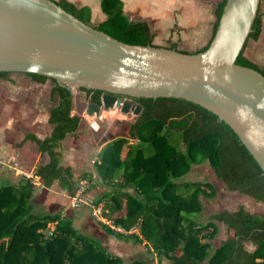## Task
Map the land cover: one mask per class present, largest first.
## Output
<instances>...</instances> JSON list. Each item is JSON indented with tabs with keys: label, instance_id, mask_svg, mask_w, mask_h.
Instances as JSON below:
<instances>
[{
	"label": "trees",
	"instance_id": "obj_1",
	"mask_svg": "<svg viewBox=\"0 0 264 264\" xmlns=\"http://www.w3.org/2000/svg\"><path fill=\"white\" fill-rule=\"evenodd\" d=\"M55 2L120 41L153 44L149 23L127 17L122 0H100L105 18L96 24L91 22L89 6L77 7L67 0ZM224 4L225 0H221L215 8L213 33ZM261 30L262 15L258 9L247 40H256ZM209 42L195 52L204 50ZM246 43L235 63L264 75V69L244 55ZM167 47L178 49L176 42ZM10 73L0 71V78L7 79ZM26 74L37 82L48 79ZM50 81V98L58 97L48 113L52 129L43 139L33 134H26L25 138L48 156V162L39 164L33 173L40 184L49 188L56 182L73 196L79 180L73 177L69 166L61 164L60 142L78 129L81 117L71 114V90L54 79ZM81 89L91 93V102L100 103L102 91ZM129 99L141 110L129 124L128 135L107 142L94 162L96 174L107 187L94 205L102 203V215L111 221H98L99 226L116 239L144 243L157 264H264V215L239 206L200 221L202 198H212L215 188L209 182L180 180L193 165L205 162L227 190L264 204L262 169L234 131L211 111L183 98ZM129 138L135 141L129 143ZM81 177L91 179V175ZM35 190L33 179L27 176H21L16 183L0 184V264H123L120 256L80 231L72 218L63 216L61 211H35L31 202ZM219 222L226 226L228 235L208 253ZM247 241L254 245L252 250L245 248ZM127 264L149 263L133 259Z\"/></svg>",
	"mask_w": 264,
	"mask_h": 264
},
{
	"label": "water",
	"instance_id": "obj_2",
	"mask_svg": "<svg viewBox=\"0 0 264 264\" xmlns=\"http://www.w3.org/2000/svg\"><path fill=\"white\" fill-rule=\"evenodd\" d=\"M260 0H225L208 46L182 52L130 44L85 23L54 0H0V71L33 73L59 85L103 93L85 113L119 109L136 117L132 97H177L226 123L264 174V75L235 60Z\"/></svg>",
	"mask_w": 264,
	"mask_h": 264
},
{
	"label": "rangeland",
	"instance_id": "obj_3",
	"mask_svg": "<svg viewBox=\"0 0 264 264\" xmlns=\"http://www.w3.org/2000/svg\"><path fill=\"white\" fill-rule=\"evenodd\" d=\"M67 1L76 3L77 5H75L80 7V2L76 0ZM97 1L100 2V0ZM99 11L105 18V14L101 10ZM91 22L96 24V20H91ZM155 34L153 44L166 47L170 45L171 41L166 34L163 35L162 39H158ZM177 42V48L180 50L194 51L197 49ZM247 42L250 45L252 44L250 39ZM247 50L249 51V45H247ZM245 54L246 48L244 49ZM251 60H254V63L264 69L261 61H257L254 57ZM9 81H13V83ZM52 86L53 83L50 79L37 82L28 74L21 72H11L7 79L0 78V147L8 142L14 145L20 144V147H28L27 152L22 151L20 155L10 160L0 156V177L5 179L3 181L0 178V184L6 181H17L21 176H27L26 174H28L27 177H31L37 185L35 197L31 200L35 211L41 213L61 211L63 216L72 218L74 225L80 231L95 237L106 250L120 256L123 259V264H127L133 259H143L149 264H157L156 257L152 255V252L144 243H135L132 240L126 242L106 234L99 226L98 221L107 224H110L111 221L98 213V207L100 206L102 209V203L94 205V201L107 189L100 181L94 168L98 152L107 142L128 135L129 124L135 118L132 113L123 114L119 109H109L100 111L99 115H95V113L88 115L85 113V109L89 101V93L72 86L70 88L72 92L71 114L79 115L81 121L78 129L73 134L66 135L60 142L62 146L60 149L62 154L61 164L65 163L71 168L73 177L79 180L78 189L75 195L70 196L56 182L48 189L38 186L37 183L40 184V182L33 175L35 167L30 165H33L34 161L45 162L48 160V156L46 153H39L36 144L30 139H26L25 135L33 134L43 139L51 131L52 126L47 123V116L49 109L58 101L56 95L54 98H50L49 92ZM8 120H13V123L7 127ZM134 141V139L129 138V143ZM126 148L125 146L123 152ZM68 151L74 152L75 155L71 154L64 158L63 153ZM26 160H29V166L26 164L19 165L15 169L14 163L21 164ZM84 174L91 175V179L81 177ZM180 180L209 182L215 188V194L212 198H202L203 208L198 217L200 221H205L211 214L220 210L234 211L239 206L251 213L264 215L263 203L257 202L250 196L238 191L227 190L222 181L215 176L211 167L205 162L193 165L191 170L182 176ZM93 182L96 183L95 186H92ZM128 191L132 192L130 188ZM74 198L77 199L74 200ZM73 202L79 203L78 206H74ZM227 235L226 226L219 222L217 234L211 240L212 245L208 249V253H211L213 248L219 245ZM244 246L248 250H252L254 247L250 241L245 242ZM202 264L208 263L204 261Z\"/></svg>",
	"mask_w": 264,
	"mask_h": 264
},
{
	"label": "crops",
	"instance_id": "obj_4",
	"mask_svg": "<svg viewBox=\"0 0 264 264\" xmlns=\"http://www.w3.org/2000/svg\"><path fill=\"white\" fill-rule=\"evenodd\" d=\"M76 1L80 2L79 6L87 5L90 7L92 21L96 20V23H98L99 21L104 19L103 15L99 11L101 10L99 1L97 0H76ZM122 1L124 5L123 10L125 15L133 20L147 21L150 25L152 32L156 33L155 35L158 39H162L163 35L166 34V36H168V39H170L171 42L179 41L181 43L191 46L194 49L197 48L194 51H190V52H195L206 46L207 43L209 42L213 34L214 24L216 22L215 8L217 6V3L221 0H122ZM259 13H261L262 15V30L256 40L250 39L252 41L251 45L248 42L246 43L245 56L250 60L252 57H254L257 61L258 60L261 61L264 65V0H260ZM247 45H249V51L247 50ZM9 82L13 83V81H9ZM12 123L13 120H8L7 127L9 126V124ZM47 123H48V116H47ZM19 145L10 144L9 142L7 144L2 145L0 147V156H3L4 159L6 160H10L11 158H16V156L20 155L22 151L27 152L28 147L26 146L20 147ZM63 154L65 155L64 158H66V156H69L71 154L75 155V153L72 151H68L67 153L64 152ZM47 162L48 160L42 163L34 161V164L30 166L36 168V166H38L39 164H45ZM24 164L29 166L30 164L29 160L28 161L26 160L25 162H21V164L16 162L14 163L15 165L14 167L16 169L17 166L19 165L23 166ZM62 165L67 166V164L65 163H62ZM26 175L28 176V174ZM0 178L3 181H5L3 177ZM17 181H6V182L16 183ZM37 184L39 187L48 189L39 183ZM36 189H37V185H36Z\"/></svg>",
	"mask_w": 264,
	"mask_h": 264
},
{
	"label": "built area",
	"instance_id": "obj_5",
	"mask_svg": "<svg viewBox=\"0 0 264 264\" xmlns=\"http://www.w3.org/2000/svg\"><path fill=\"white\" fill-rule=\"evenodd\" d=\"M75 199H77V198H74V200H75ZM73 204H74V206H78L79 203H77V202H73ZM102 211H103V210H102L101 207L99 206V207H98V213H99V214H102Z\"/></svg>",
	"mask_w": 264,
	"mask_h": 264
},
{
	"label": "flooded vegetation",
	"instance_id": "obj_6",
	"mask_svg": "<svg viewBox=\"0 0 264 264\" xmlns=\"http://www.w3.org/2000/svg\"><path fill=\"white\" fill-rule=\"evenodd\" d=\"M25 74H26V73H25ZM88 98H89V101H88V102H91V101H90V99H91V93H89ZM131 102H132V101H131Z\"/></svg>",
	"mask_w": 264,
	"mask_h": 264
}]
</instances>
